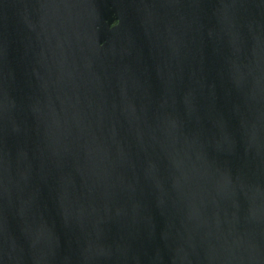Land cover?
I'll use <instances>...</instances> for the list:
<instances>
[{"label": "water", "instance_id": "1", "mask_svg": "<svg viewBox=\"0 0 264 264\" xmlns=\"http://www.w3.org/2000/svg\"><path fill=\"white\" fill-rule=\"evenodd\" d=\"M0 264H264V0H0Z\"/></svg>", "mask_w": 264, "mask_h": 264}]
</instances>
